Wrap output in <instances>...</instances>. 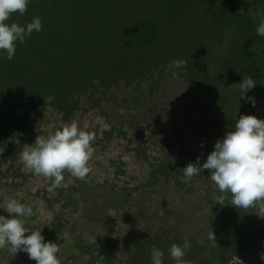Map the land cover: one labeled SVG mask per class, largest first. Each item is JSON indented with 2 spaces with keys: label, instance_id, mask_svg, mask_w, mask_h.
Segmentation results:
<instances>
[{
  "label": "rangeland",
  "instance_id": "rangeland-1",
  "mask_svg": "<svg viewBox=\"0 0 264 264\" xmlns=\"http://www.w3.org/2000/svg\"><path fill=\"white\" fill-rule=\"evenodd\" d=\"M171 1L186 4L191 11H175L170 7L154 14L160 55L167 54L192 64L203 60L205 54L200 48L209 44H214L215 50L219 45V57L232 53L228 49L234 41L229 33L232 24L221 19L223 22L210 25L216 15L208 0ZM210 1L212 5L219 0ZM35 2L30 0L23 15L16 13L20 20L26 22L29 12L47 8V0ZM218 35L222 36L219 41ZM215 50L202 64L208 82L227 81L226 85L235 88V92L238 83L232 73L216 81L213 78L212 69L219 61ZM28 54L25 40L23 44L17 43L12 60L4 58L6 53L0 55V93L10 90L27 93L45 83L43 76L23 67ZM67 57L65 52H60L58 62L64 64ZM170 62L162 61L140 76L128 81L119 78L109 85L101 84L96 77L85 91L72 94L69 101L74 105L68 112L55 105V95L47 93L40 110L23 113L22 146L15 151L11 165V171L20 177L10 181L0 173V206L13 197L31 206L34 214L29 224L42 229L46 241L58 244L60 264H130L138 247L146 246V239L171 232L166 211L162 210L167 201L162 192L166 185H179L187 192L199 186L205 190L217 189L209 178V170L189 179L184 177L182 168L189 162L195 163L198 156L202 164L215 141L223 137L236 119L246 115L245 108L235 105L232 109L224 100L221 106L214 104L207 109L196 98L197 89L186 64L181 69H173ZM172 71L178 75L173 77ZM260 115L259 118H264ZM208 116L215 120L208 122L205 120ZM72 120L95 137L91 142L94 149L89 162L91 171L85 180H79L65 170L61 186L49 191L51 181L24 168L20 152L26 144L34 143L38 135L54 133ZM8 146V137L0 134V159ZM0 214L8 215L3 208ZM230 234L227 228L222 234L216 233L226 238ZM232 259L249 263L245 258L233 256L222 264ZM0 264L36 262L29 260L24 252L11 255L5 249L0 250Z\"/></svg>",
  "mask_w": 264,
  "mask_h": 264
},
{
  "label": "trees",
  "instance_id": "trees-1",
  "mask_svg": "<svg viewBox=\"0 0 264 264\" xmlns=\"http://www.w3.org/2000/svg\"><path fill=\"white\" fill-rule=\"evenodd\" d=\"M208 1L216 15L209 24L221 23V19L227 24L231 23L229 33L234 36V41L229 44L228 49L232 52L229 56H217L219 45L215 50V45L209 44L200 48V52L205 54L203 60L186 64L197 89L196 98L207 109L214 104L220 103L221 106L222 101L227 100L230 108L244 106L246 114L260 117V114L264 115V37L256 35L259 21L253 17L257 9L264 10V0H219L212 5ZM46 6L44 10L29 12L26 22L22 18L20 20L16 13L12 14L13 17L11 15L8 22L25 24L31 22L33 17L41 19L42 30L34 31L26 39L29 54L22 65L29 72L43 76L45 81L40 89L27 93L12 90L0 93V134L8 137L9 142L6 153L0 159V173L3 179L10 181L20 177L11 171V165L15 151L22 146L24 112L40 110L47 93L55 95V105L62 106L68 112L74 105L69 101L72 94L85 91L96 77L103 85L112 84L119 78L128 81L162 61L175 60L158 52V34L152 17L157 11L163 9L165 12L170 7L175 11H191L186 4L171 0H47ZM224 16L230 18L226 20L222 18ZM221 37L216 36L218 41ZM59 45L62 47L58 48ZM214 50L219 61L212 69L213 78L216 81L226 73H232L238 83L235 92V88L230 89L226 85L227 81L209 84L202 64ZM60 52H65L69 57L64 64L58 62ZM16 61H19L18 56ZM249 76L256 83L246 95L256 98L255 107L239 97V83ZM209 116L205 120H215V117Z\"/></svg>",
  "mask_w": 264,
  "mask_h": 264
},
{
  "label": "clouds",
  "instance_id": "clouds-1",
  "mask_svg": "<svg viewBox=\"0 0 264 264\" xmlns=\"http://www.w3.org/2000/svg\"><path fill=\"white\" fill-rule=\"evenodd\" d=\"M29 2L0 0V55L6 53L4 58L7 60L13 59L17 43L23 44L34 31L42 30L39 17H33L25 24L8 23L13 13L23 15ZM253 19L259 21L256 35L264 37V10L257 9ZM185 64L184 60L175 59L170 62V67L181 69ZM171 75L176 77L178 72L172 71ZM255 83L250 76L239 83V97L252 107L256 106V98L246 93L254 88ZM94 139L91 132L72 120L54 133L38 135L34 143L26 144L20 152V163L34 175L48 178L51 181L48 190L52 191L61 186L65 170L76 179H86L91 171L89 162L94 153L91 143ZM182 169L184 177L189 179L209 170V178L221 194L215 198V204L247 209L264 201V118L241 115L223 137L215 141L213 150L202 164L198 156L195 163L189 162ZM229 194L230 202L225 203ZM0 208L8 213L7 216L0 214V250L6 249L11 255L24 252L36 264H60L58 244L46 241L42 229L30 226L29 220L34 214L31 206L13 197ZM258 214L264 218V211ZM208 239L215 241L213 231ZM190 248V242L185 239L183 244H172L167 253L174 264H186L184 258ZM164 256V250L155 246L151 248V264H164ZM260 259L264 261V253L260 254Z\"/></svg>",
  "mask_w": 264,
  "mask_h": 264
},
{
  "label": "crops",
  "instance_id": "crops-1",
  "mask_svg": "<svg viewBox=\"0 0 264 264\" xmlns=\"http://www.w3.org/2000/svg\"><path fill=\"white\" fill-rule=\"evenodd\" d=\"M165 187L162 192L167 201L162 210L166 211L171 232L157 233L152 239H146V246L138 247L141 249L136 250L130 264H151L153 246L165 251L164 264H174L167 249L172 244H183L185 239L191 244L184 258L186 264H222L233 256L245 258L248 264H264L260 259V254L264 253V218L258 214L264 211V201L238 209L229 204H215V198L221 195L217 189L205 190L199 186L187 192L179 185ZM230 199L229 194L225 203ZM226 228L231 232L228 238L216 235L226 232ZM212 231L216 243L208 239Z\"/></svg>",
  "mask_w": 264,
  "mask_h": 264
},
{
  "label": "built area",
  "instance_id": "built-area-1",
  "mask_svg": "<svg viewBox=\"0 0 264 264\" xmlns=\"http://www.w3.org/2000/svg\"><path fill=\"white\" fill-rule=\"evenodd\" d=\"M226 264H241V262L240 260L232 259V260H229Z\"/></svg>",
  "mask_w": 264,
  "mask_h": 264
}]
</instances>
